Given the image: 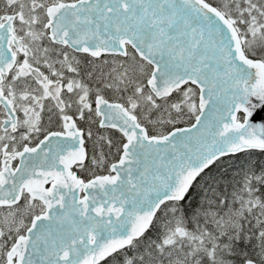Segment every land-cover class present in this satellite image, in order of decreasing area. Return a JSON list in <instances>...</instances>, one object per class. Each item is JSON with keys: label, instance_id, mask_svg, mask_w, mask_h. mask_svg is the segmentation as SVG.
<instances>
[{"label": "snow or ice", "instance_id": "6c2138e0", "mask_svg": "<svg viewBox=\"0 0 264 264\" xmlns=\"http://www.w3.org/2000/svg\"><path fill=\"white\" fill-rule=\"evenodd\" d=\"M0 264H264V0H0Z\"/></svg>", "mask_w": 264, "mask_h": 264}, {"label": "trees", "instance_id": "16d2710c", "mask_svg": "<svg viewBox=\"0 0 264 264\" xmlns=\"http://www.w3.org/2000/svg\"><path fill=\"white\" fill-rule=\"evenodd\" d=\"M256 159H262V158H259L257 157ZM243 160V157H241V161ZM230 164H232L234 167H239V163L238 161H230L229 162ZM229 175H231V172L229 173Z\"/></svg>", "mask_w": 264, "mask_h": 264}]
</instances>
